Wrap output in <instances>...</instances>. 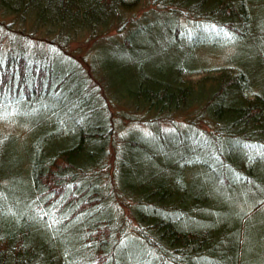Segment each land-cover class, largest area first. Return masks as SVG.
<instances>
[{
  "label": "trees",
  "instance_id": "1",
  "mask_svg": "<svg viewBox=\"0 0 264 264\" xmlns=\"http://www.w3.org/2000/svg\"><path fill=\"white\" fill-rule=\"evenodd\" d=\"M263 13L264 0H0V264H241L247 251L264 264ZM160 21L194 50L259 39V61L149 64L131 36ZM106 39L141 54L122 94L93 57Z\"/></svg>",
  "mask_w": 264,
  "mask_h": 264
},
{
  "label": "rangeland",
  "instance_id": "2",
  "mask_svg": "<svg viewBox=\"0 0 264 264\" xmlns=\"http://www.w3.org/2000/svg\"><path fill=\"white\" fill-rule=\"evenodd\" d=\"M260 11L257 10L255 13V16H258V12ZM143 11H141L140 13H138L139 15L142 13ZM137 13V11H136ZM138 15V17H139ZM264 15V13H263ZM156 16H158L159 18H164V20H167V22L171 23H175L176 22V18L171 16V15H167V14H156ZM156 22V21H155ZM182 23H184L185 27H186V31H192L193 29L195 30V26L189 27V20H183L182 19ZM154 28V32H144L142 33V35H140L138 38L135 35H132V40L140 45L143 46V52L145 53L147 56V60L149 62V64H154L157 63L159 61H163L164 64H168V66L170 65L169 62L173 59H180V60H185L187 58V60L189 61V64H191L192 66H195L196 68H202V67H210L212 65H220V64H251L250 61H259L257 59V55L260 53V49H262L263 46H261V41L258 39L256 42L254 40H249L246 42H240V41H236L235 38L229 36V35H223L220 38V42L218 43L217 39L214 38L212 39V41L214 42L213 44H205L204 46H200L199 48H197L196 50H194L192 48V45L189 41V36L190 32L186 37V42L187 43H174L171 42V38H169V35L165 32L163 25L161 24V21L158 23H155L153 25ZM209 34V33H208ZM211 35V34H210ZM213 35H219V33H214ZM211 35V36H213ZM123 42L122 40H117V39H106V40H102L101 42H99L95 48H94V53H93V57L95 59H99V60H104V62L109 63L110 66H108L106 64V68L109 69L108 72H104L106 74L103 73V79L107 76L108 77V82L113 83L114 85V89L116 90V84H118L121 88L120 91L118 92L119 94H122V92H124L123 88H125V86L127 85L125 83V79L128 77H126V75L124 74V71H126V68L129 66L128 64H125L126 60L135 57V56H139L137 54L132 55L130 53L125 52L126 49L124 50V48H119L118 45L119 43ZM238 42V43H237ZM80 44V46L86 45L87 43L85 42H78ZM92 42H90V44H87L86 46H88L87 48H89L91 46ZM150 44V45H149ZM149 45V46H146ZM83 49V47H81ZM141 53V52H140ZM78 54V53H77ZM252 55V58L249 57V55ZM178 55V56H177ZM192 57V58H191ZM256 58V59H255ZM147 64V63H146ZM133 66V65H132ZM87 69L90 70V68L86 67ZM264 72V71H263ZM261 74H263L261 72ZM199 74L197 75V73L192 74L190 77H198ZM257 79H260L261 75L256 74ZM117 82V83H116ZM116 83V84H115ZM142 115V114H141ZM177 121H183V120H187V114H184L183 116H181V118L177 117L176 118ZM144 115H143V119ZM9 126L10 124H14V127L17 128H21L19 126V120L16 119L15 116H11L10 114L6 115L5 117V124ZM125 123H127L128 121L124 120ZM141 125V124H139ZM0 129H7L5 126H0ZM137 127H133V130H136ZM117 136V133L115 135ZM193 139V138H192ZM192 143L194 144H198L200 143L199 139H193ZM113 153V158H116V150L112 151ZM113 164H114V160L111 163V168H113ZM204 171L205 169L203 167H201ZM202 169L200 170V172H202ZM187 175L190 176V172H186ZM205 174H207L206 172H204ZM249 189H247V186H240L238 187L235 191H234V195L233 193H229V196H233V198H230L232 201L236 202V205L233 207L234 210L236 211L239 208H244L246 206H248V202L246 201V195L247 193H249L248 191ZM236 193V195H235ZM238 195V197H236ZM229 210V209H228ZM227 210V211H228ZM253 224H255L256 227H258V233L262 234L264 233V220L263 221H259L256 222L254 220ZM253 234V233H252ZM144 244L139 243L138 245L135 246V249H137L138 255L144 258V255L142 254L144 248ZM252 251V250H251ZM246 256H244V260L242 261L241 264H251V255L249 254V252L247 251ZM243 255V254H242ZM129 259L128 257L126 258V260ZM254 259V257L252 258ZM143 261V260H142ZM146 264L148 262H145Z\"/></svg>",
  "mask_w": 264,
  "mask_h": 264
},
{
  "label": "bare ground",
  "instance_id": "3",
  "mask_svg": "<svg viewBox=\"0 0 264 264\" xmlns=\"http://www.w3.org/2000/svg\"><path fill=\"white\" fill-rule=\"evenodd\" d=\"M206 41L211 42L212 40L205 38Z\"/></svg>",
  "mask_w": 264,
  "mask_h": 264
}]
</instances>
